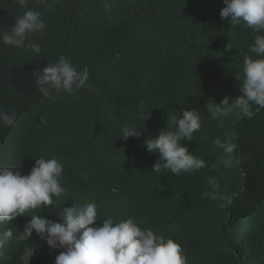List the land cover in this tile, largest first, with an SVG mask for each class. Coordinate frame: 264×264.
Masks as SVG:
<instances>
[{
    "label": "trees",
    "instance_id": "16d2710c",
    "mask_svg": "<svg viewBox=\"0 0 264 264\" xmlns=\"http://www.w3.org/2000/svg\"><path fill=\"white\" fill-rule=\"evenodd\" d=\"M62 1L48 0L49 8L28 0L21 8L15 0H0V33L29 8L41 13L46 27L32 34L41 52L14 48L33 69L40 59L64 56L72 66L89 70L87 85L68 98L28 97L9 79L15 65L3 59L12 49L0 41V109L17 117L12 127L0 124V166H19L26 175L37 158H57L67 189L63 199L95 202L97 221L131 217L142 229L179 243L187 264H264V109L252 118L213 119L207 107L241 95L244 57L257 58L249 47L264 31L221 19L223 0ZM54 21L59 28L67 25L65 36L54 32ZM229 40L233 49L226 51ZM141 101L145 119L138 111ZM185 108L200 113L201 128L192 141L180 143L206 167L157 174L151 171L156 155L128 148L167 124L165 130H175L172 117ZM27 112L32 113L25 117ZM125 124L144 127L142 139H120ZM215 139L236 146L231 167L221 162L224 154ZM104 146L111 156L102 153ZM209 177L218 179L221 194H235L230 206L203 195L210 190ZM106 195L114 201L101 206ZM39 214L49 217L46 211ZM14 223L18 236L23 226ZM29 247L36 248L30 264L49 255L39 236L29 242L11 238L1 264H24L21 256Z\"/></svg>",
    "mask_w": 264,
    "mask_h": 264
},
{
    "label": "clouds",
    "instance_id": "9594fccd",
    "mask_svg": "<svg viewBox=\"0 0 264 264\" xmlns=\"http://www.w3.org/2000/svg\"><path fill=\"white\" fill-rule=\"evenodd\" d=\"M21 8L26 7L28 0H15ZM51 8L48 0H37ZM55 3V0H53ZM220 11L221 19L230 18L231 26H243L255 32L264 31V0H223ZM46 25L41 19V13L31 8L15 18V23L8 31L0 33V41L15 48L28 47L35 53L41 52L38 43L27 45L28 34H40ZM39 32V33H38ZM231 41L225 45L226 51H231ZM250 53L257 58L245 55L243 62V79L239 83L241 95L236 97L224 96L219 104L208 106V112L213 119L230 117L233 114L239 118H252L256 112L264 109V35H257ZM30 62L15 65L10 72L11 79L24 91L25 77L30 72ZM33 79H29L36 86L35 98L45 102L51 98L65 99L77 89L85 86L89 79L87 67L78 71L70 60L64 56L48 63L46 67L34 70ZM31 84V91L33 92ZM90 88L91 85H88ZM27 95V94H26ZM32 96V97H33ZM256 105L253 111L252 105ZM146 104L140 102L139 113L143 119ZM148 117V116H147ZM16 113H9L0 109V124L12 127L16 123ZM142 119V120H143ZM175 130L153 132L144 138L143 153L154 154L158 158L152 165L151 171L160 174L170 171L175 175L193 172L206 167V162L189 152L190 147L182 145L180 141H192L193 134L201 128L200 113L196 108H185L172 117ZM143 131L132 124H125L121 128L122 140L142 139ZM221 149V162L225 167H231L232 153L236 146L225 139L213 141ZM62 165L55 159L40 157L28 175H22L20 170L0 166V225L7 224L16 217H26L30 210L55 206L63 199L67 189L62 186ZM209 191L203 195L213 201L221 200V207L230 206L233 196L221 194L219 181L216 177L208 179ZM63 207V206H62ZM49 214L48 219L40 214L30 215L25 224L20 222L23 230L17 237L20 242L29 240L33 232L46 241L50 250L49 255L39 258L35 264H187V257L183 255L181 245L171 238L154 234L151 229H142L133 218L117 219L111 216L97 221L98 211L95 202L76 203L65 207L60 213L59 222L54 221L56 214L51 209L44 210ZM14 235L12 229H0V249ZM36 248H26L21 256L24 264H30Z\"/></svg>",
    "mask_w": 264,
    "mask_h": 264
},
{
    "label": "water",
    "instance_id": "95a60500",
    "mask_svg": "<svg viewBox=\"0 0 264 264\" xmlns=\"http://www.w3.org/2000/svg\"><path fill=\"white\" fill-rule=\"evenodd\" d=\"M68 1L69 0H66V1H62V4H65V5H68ZM59 3H61V2H57V6H59ZM65 5H63V6H65ZM111 12V11H110ZM54 23H56V25H57V28H56V30L54 31L57 35H58V37H61V36H65V33H64V29H65V27L67 26V25H63L61 28H59V22H55L54 21ZM30 36H32V34H28V37H27V40L25 41V44L27 45L28 43H31V42H34V41H32V38L34 37V36H32V37H30ZM36 40V39H35ZM35 43H38L39 45H40V43L36 40L35 41ZM9 47H11V55H13V56H11V55H9L8 56V58L7 59H3V61H4V63L6 64V60H7V64L9 65V64H11L12 66H14V65H18V64H21V63H23V62H25V59H24V57H25V55H24V53H21V52H17V51H15L14 50V46H10L9 45ZM19 49V48H18ZM22 50H26L27 52H28V49H30V48H26V47H23V48H21ZM42 60H44V59H40V63H38L37 65H39L38 67H37V69H39V68H43V67H46L47 66V64L48 63H53L54 61H43L42 62ZM43 64L45 65V66H43ZM73 67H75L78 71H80V69H78L76 66H73ZM32 73H33V71H32V68L30 67V72L27 74V76H25V77H19L18 78V80H21V79H23V78H29V79H33V76H32ZM88 82V81H87ZM31 84H32V81H30V80H27V82H26V85H27V90L26 91H28V92H26V94H27V96L28 97H32L33 96V92L31 91ZM86 85H87V83H86ZM85 85V86H86ZM85 86H83V88L85 87ZM19 88H20V90H19V92L20 93H22L21 91H22V89H23V87H22V85H20L19 86ZM32 112H27L26 113V115H25V117H27V116H29L30 114H31ZM15 166H17V165H13V167L15 168ZM28 167V170H29V172L26 174V175H28L29 173H30V171H31V168H32V165H28L27 166ZM18 170H20V167L18 166ZM65 201H67V200H65ZM59 203H62V204H65L63 207H61V205H59ZM71 204V202L68 200L67 202H61V201H59V202H57L56 204H55V206L52 208V206H49V207H45V208H42V209H36V210H34L32 213H31V211L30 212H28V213H25V216L26 217H24V218H26V219H30V215H32V214H39V213H42L44 210H46V209H51V213L54 215V214H56V216H54V221H57V222H59V219H60V212H59V210H61L62 208H65V207H67V206H69ZM46 218H48V219H52L51 217H46ZM23 219V217H20L19 219H16V218H14L13 220H11L10 221V223H9V228H11V226L13 225V221L14 220H18L19 222H21V220ZM15 224V227H17V224L16 223H14ZM4 227V225H0V229L1 228H3ZM15 232V231H14ZM13 236H16V235H13ZM19 236V235H18ZM18 236H16V237H18ZM31 238H29V240H30ZM29 240H27L28 242H29ZM8 246H10L11 247V244H9ZM4 248V247H3ZM2 250H5V249H0V264H1V261H2V257H1V251Z\"/></svg>",
    "mask_w": 264,
    "mask_h": 264
},
{
    "label": "bare ground",
    "instance_id": "6f19581e",
    "mask_svg": "<svg viewBox=\"0 0 264 264\" xmlns=\"http://www.w3.org/2000/svg\"><path fill=\"white\" fill-rule=\"evenodd\" d=\"M37 68H35L34 70H36ZM99 72V71H98ZM27 80H28V78L26 77V79H25V83H24V91H26L27 90V85H26V82H27ZM33 82H34V78H33ZM17 89H18V86H17ZM32 89H33V95H34V93H36V86H35V84L33 83L32 84ZM24 99H26V98H24ZM68 100V99H67ZM40 101V100H39ZM37 102H38V100L36 99L35 100V104H37ZM67 109H65V111H66ZM142 130H145V128L144 127H142ZM84 141V140H83ZM136 141H138V140H135V142ZM144 140H140V144H139V146H133V147H131V148H128V149H130L132 152L134 151V150H142L145 146L142 144V142H143ZM85 142V141H84ZM105 147V146H104ZM102 153H106V154H110V156L113 154V152L110 150V149H108L107 150V147H105L104 149H102ZM124 156H126L127 158H128V154H127V152H125V155ZM110 158H114V157H109V159ZM132 158H135V157H132ZM49 159H52V158H49ZM61 165H63V162L62 161H60V160H58L57 158H55ZM63 169V168H62ZM16 170H18V169H16ZM61 183H62V180H61ZM63 184V183H62ZM103 199H104V201H103V203H102V205L101 206H105V205H107V204H111V203H113V199L110 197V195H106V196H104L103 197ZM86 202V200L84 201V202H82V203H85ZM73 203V202H72ZM72 203L69 205V206H71L72 205ZM59 205H61V207L62 206H64L65 204H62V203H59ZM69 206H67V207H69ZM62 210H63V208L61 209V210H59V212L60 213H62ZM31 211V213L34 211V210H30ZM28 219H26V218H24L23 217V219H22V223L23 224H25V222L27 221ZM9 223H10V221L7 223V224H4V229L5 230H8V229H12L13 231H16V229H15V224H13L12 226H11V228H9ZM37 235H36V233H33V236L32 237H36ZM12 240H15V241H18V242H20V240H18L17 239V237H13L12 238ZM9 241V240H8ZM5 247H6V243H5Z\"/></svg>",
    "mask_w": 264,
    "mask_h": 264
},
{
    "label": "rangeland",
    "instance_id": "374dc122",
    "mask_svg": "<svg viewBox=\"0 0 264 264\" xmlns=\"http://www.w3.org/2000/svg\"><path fill=\"white\" fill-rule=\"evenodd\" d=\"M13 238V237H12ZM10 240V239H9Z\"/></svg>",
    "mask_w": 264,
    "mask_h": 264
}]
</instances>
